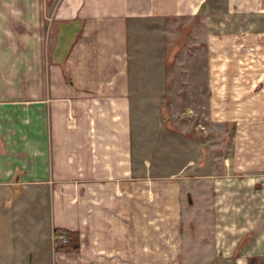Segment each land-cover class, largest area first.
Instances as JSON below:
<instances>
[{
  "label": "crops",
  "instance_id": "crops-1",
  "mask_svg": "<svg viewBox=\"0 0 264 264\" xmlns=\"http://www.w3.org/2000/svg\"><path fill=\"white\" fill-rule=\"evenodd\" d=\"M206 2L0 0V264H264V92L231 104L224 151L170 171L133 96L165 65L161 23ZM220 46L209 77L236 87L248 55Z\"/></svg>",
  "mask_w": 264,
  "mask_h": 264
},
{
  "label": "rangeland",
  "instance_id": "rangeland-1",
  "mask_svg": "<svg viewBox=\"0 0 264 264\" xmlns=\"http://www.w3.org/2000/svg\"><path fill=\"white\" fill-rule=\"evenodd\" d=\"M161 27L168 31L160 37L161 42L165 41L162 53L168 50L165 65L161 64L159 70L149 61L136 76L133 96L140 100L136 103L143 109L142 120L152 123L144 138L153 140L159 162L170 171L179 169L186 161L197 164L199 147L203 152L226 149L235 129L234 122H228L235 118L236 106L232 103L241 106L249 97L260 104L264 92L263 80L258 79L264 72V11L243 14L233 9L230 0H207L201 13L191 18L169 19V24L161 23ZM220 43L223 56L248 55L239 64L241 75L234 82L236 87L231 86L228 78L209 77L210 59L218 55ZM253 63L255 67L250 66ZM221 66L226 71L230 64L223 62ZM154 69L159 74L150 79ZM249 69L255 70L252 80L243 74ZM204 156L208 158V154ZM54 244L72 247L75 239Z\"/></svg>",
  "mask_w": 264,
  "mask_h": 264
},
{
  "label": "built area",
  "instance_id": "built-area-1",
  "mask_svg": "<svg viewBox=\"0 0 264 264\" xmlns=\"http://www.w3.org/2000/svg\"><path fill=\"white\" fill-rule=\"evenodd\" d=\"M54 243L56 242H67L68 241V238H67V235L65 233H60V234H57L54 236V239H53Z\"/></svg>",
  "mask_w": 264,
  "mask_h": 264
},
{
  "label": "trees",
  "instance_id": "trees-1",
  "mask_svg": "<svg viewBox=\"0 0 264 264\" xmlns=\"http://www.w3.org/2000/svg\"><path fill=\"white\" fill-rule=\"evenodd\" d=\"M54 231H55V234H60L61 232H63V231L66 232L67 230L65 231L64 229L56 228ZM243 242H244V240L241 242V244H242ZM240 246H241V245H240Z\"/></svg>",
  "mask_w": 264,
  "mask_h": 264
}]
</instances>
